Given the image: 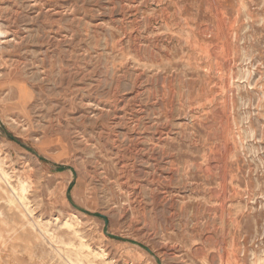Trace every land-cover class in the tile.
I'll return each instance as SVG.
<instances>
[{
  "label": "rangeland",
  "instance_id": "obj_1",
  "mask_svg": "<svg viewBox=\"0 0 264 264\" xmlns=\"http://www.w3.org/2000/svg\"><path fill=\"white\" fill-rule=\"evenodd\" d=\"M0 264H264V0H0Z\"/></svg>",
  "mask_w": 264,
  "mask_h": 264
},
{
  "label": "bare ground",
  "instance_id": "obj_2",
  "mask_svg": "<svg viewBox=\"0 0 264 264\" xmlns=\"http://www.w3.org/2000/svg\"><path fill=\"white\" fill-rule=\"evenodd\" d=\"M124 180V179H123Z\"/></svg>",
  "mask_w": 264,
  "mask_h": 264
}]
</instances>
